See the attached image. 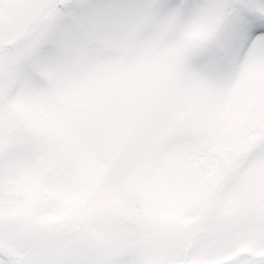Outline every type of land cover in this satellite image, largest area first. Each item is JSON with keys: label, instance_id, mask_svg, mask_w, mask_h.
Here are the masks:
<instances>
[{"label": "rangeland", "instance_id": "rangeland-1", "mask_svg": "<svg viewBox=\"0 0 264 264\" xmlns=\"http://www.w3.org/2000/svg\"><path fill=\"white\" fill-rule=\"evenodd\" d=\"M256 9L0 0V256L264 264V33L228 60Z\"/></svg>", "mask_w": 264, "mask_h": 264}, {"label": "trees", "instance_id": "trees-1", "mask_svg": "<svg viewBox=\"0 0 264 264\" xmlns=\"http://www.w3.org/2000/svg\"><path fill=\"white\" fill-rule=\"evenodd\" d=\"M260 5L261 4H259V6ZM257 9L256 12H258V14L260 15L261 23L253 28H249L246 31H244L245 28V24H244L243 27H241V29H239L238 27L236 28L237 34H233L234 37L233 42L230 48H228V55H229L228 60L232 66L231 73L233 76H236L239 73L243 59L247 55L249 51V47L252 44L255 37L259 33H264V13L257 11ZM0 259L3 260L2 262H4L5 264H12L11 259L9 257L0 256Z\"/></svg>", "mask_w": 264, "mask_h": 264}, {"label": "water", "instance_id": "water-1", "mask_svg": "<svg viewBox=\"0 0 264 264\" xmlns=\"http://www.w3.org/2000/svg\"><path fill=\"white\" fill-rule=\"evenodd\" d=\"M61 3H63V2H61Z\"/></svg>", "mask_w": 264, "mask_h": 264}]
</instances>
